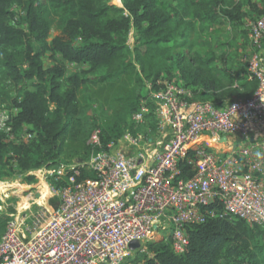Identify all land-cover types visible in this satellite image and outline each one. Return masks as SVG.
<instances>
[{
    "label": "built area",
    "instance_id": "built-area-1",
    "mask_svg": "<svg viewBox=\"0 0 264 264\" xmlns=\"http://www.w3.org/2000/svg\"><path fill=\"white\" fill-rule=\"evenodd\" d=\"M249 25L246 79L257 83L249 97L222 105L197 100L179 75L149 85L121 138L103 142L95 128L85 160L46 169L59 184L55 206L36 203L32 192L34 210L28 204L6 215L0 264H141L153 239L183 254L187 225L225 216L264 225V19ZM0 134L33 138L14 133L6 110ZM81 169L92 176L82 178ZM133 241L139 245L130 249Z\"/></svg>",
    "mask_w": 264,
    "mask_h": 264
},
{
    "label": "trees",
    "instance_id": "trees-1",
    "mask_svg": "<svg viewBox=\"0 0 264 264\" xmlns=\"http://www.w3.org/2000/svg\"><path fill=\"white\" fill-rule=\"evenodd\" d=\"M121 4L119 7L108 0H0V78L15 86L32 81V88L22 91L19 100L11 99L17 108L12 127L16 132L20 126L29 125L33 134L27 142L5 141L0 134V174L50 168L71 148L68 142L78 143L74 156L88 154L86 139L91 124L83 119L78 99L84 86L91 83L87 73L102 71L101 81L113 83L127 74L135 85L117 101L131 116L147 96V90H141L143 83L155 89L156 81L163 76L170 81L172 66H177L179 79L186 86L200 79L199 69L182 66L181 57L165 46L176 36L188 42V35L181 29L192 30L193 21L188 17H213L212 7L228 20L239 21L243 14L242 5L234 0H181L173 13L162 9L157 0H121ZM18 6L19 13L14 9ZM53 25L62 36L50 38ZM130 31L134 38L131 46L127 43ZM46 54L54 60L48 68L42 61ZM66 63L86 65L87 70L66 76ZM256 84L246 79L245 72L234 88L246 89L249 95L243 98H247ZM4 97L7 100L6 92L0 100ZM147 105L148 125L153 128L154 104L148 101ZM127 126L132 128L131 124ZM181 168L182 177H189L188 167L182 163ZM89 176L90 172L81 169L82 178ZM26 179L32 182L34 177L27 175ZM5 220L0 216V234ZM186 232L188 245L183 254H174L167 242L149 241L146 247L151 256L141 264H264V225L250 226L225 216L187 225Z\"/></svg>",
    "mask_w": 264,
    "mask_h": 264
},
{
    "label": "rangeland",
    "instance_id": "rangeland-1",
    "mask_svg": "<svg viewBox=\"0 0 264 264\" xmlns=\"http://www.w3.org/2000/svg\"><path fill=\"white\" fill-rule=\"evenodd\" d=\"M110 4L121 7V0H108ZM162 9L173 11L179 7L181 0H157ZM242 5V18L239 21L228 20L217 8H211L216 15L209 17L206 14L199 19L188 17L193 21V28L186 31L185 27H181L188 35V42L183 43V38L176 36L171 44L165 46L172 47L174 54L181 57V65L186 68L199 69L200 79L191 84L196 91V99L223 104L232 99L243 98L249 95L248 91L237 90L234 88L236 82H241L246 72V64L252 53V46L248 39V28L251 22L264 19V0H234ZM18 13L20 7L14 8ZM204 13V12H202ZM54 36H62V33L55 25L50 30V38ZM133 32L130 31L127 43L129 46L133 43ZM264 45V40H263ZM56 57V56H55ZM193 58V60H192ZM199 60L204 63H198ZM45 68L54 64L53 58L46 54L42 58ZM169 64V62H168ZM66 76L70 73H80L81 70H87L86 65H76L66 63ZM102 71L89 72L86 74L91 83L84 86L78 95L83 119L91 124V131L99 128L101 134L106 138L104 142L115 141L121 138L124 131L130 126V115L121 110L117 99L125 94L127 90H131L135 85L131 78L128 79L127 74L120 76L113 83L106 80L101 81ZM179 75L177 66L171 67L170 79L172 80ZM168 76H163V80H167ZM66 82L63 81V87ZM146 81L141 88L142 92L149 91ZM32 88V81H24L18 85H13L7 80L0 78V96L2 92L7 93V100H0V110H6L11 116L17 112V108L11 101L12 98L19 100L22 91ZM146 93V95H147ZM125 126H127L125 128ZM124 131H123V129ZM122 129V130H121ZM30 131L29 125H22L14 132L25 133ZM103 131V132H102ZM122 132L120 137L118 133ZM140 131H145L141 129ZM112 134L113 137H107L106 134ZM90 135V134H89ZM116 136V137H114ZM89 137V136H88ZM87 137V139H88ZM86 139V141H87ZM71 147L68 152L62 155L56 163L50 168L41 167L30 170L26 173H17L13 170L0 174V216L6 218V215L15 213L19 208L28 206L30 208L36 206L33 202L34 195L36 203H43L46 206L53 207L58 200L55 192V180L46 169H53L61 166L74 165L80 160H85L87 155H73L75 146ZM85 156V157H83ZM15 169V168H14ZM27 175L33 176L34 180L28 182ZM34 195H33V193ZM28 196V197H27ZM44 196L40 200V197ZM32 203V204H31ZM153 239L152 241H158ZM149 242V241H148Z\"/></svg>",
    "mask_w": 264,
    "mask_h": 264
},
{
    "label": "water",
    "instance_id": "water-1",
    "mask_svg": "<svg viewBox=\"0 0 264 264\" xmlns=\"http://www.w3.org/2000/svg\"><path fill=\"white\" fill-rule=\"evenodd\" d=\"M223 140H225V137H224V136L221 137V141H223ZM36 196H37V195H36ZM138 245H139V242H137V241H133V242H131V243L129 244V248H130V249H135Z\"/></svg>",
    "mask_w": 264,
    "mask_h": 264
},
{
    "label": "bare ground",
    "instance_id": "bare-ground-1",
    "mask_svg": "<svg viewBox=\"0 0 264 264\" xmlns=\"http://www.w3.org/2000/svg\"><path fill=\"white\" fill-rule=\"evenodd\" d=\"M43 198H44V196H41V197H40V200L43 199Z\"/></svg>",
    "mask_w": 264,
    "mask_h": 264
}]
</instances>
